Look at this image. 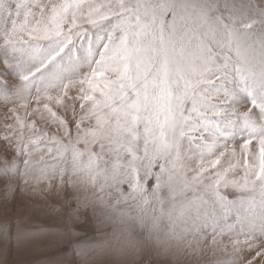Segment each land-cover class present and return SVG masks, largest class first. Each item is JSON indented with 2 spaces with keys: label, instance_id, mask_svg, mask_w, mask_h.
<instances>
[{
  "label": "snow or ice",
  "instance_id": "snow-or-ice-1",
  "mask_svg": "<svg viewBox=\"0 0 264 264\" xmlns=\"http://www.w3.org/2000/svg\"><path fill=\"white\" fill-rule=\"evenodd\" d=\"M0 56L62 133L21 131L26 184L166 219L173 264H264V0H0Z\"/></svg>",
  "mask_w": 264,
  "mask_h": 264
},
{
  "label": "rangeland",
  "instance_id": "rangeland-1",
  "mask_svg": "<svg viewBox=\"0 0 264 264\" xmlns=\"http://www.w3.org/2000/svg\"><path fill=\"white\" fill-rule=\"evenodd\" d=\"M0 81V264H97L98 237L105 222L95 211L72 215L73 194L64 183L70 170H53L39 184L35 180L26 184V177L20 174L23 165L17 142L21 131L27 140L31 132L27 124L34 123L42 131L62 135L57 132L58 125L48 119L47 113L44 118L39 113L29 116L19 107L22 102H6L2 95L5 86L11 89L18 81L11 75L0 76ZM77 92L78 88L70 89L69 95ZM36 107L32 100L28 112ZM39 107L42 111V103ZM50 107L65 120H73L71 110L65 112L55 104ZM76 109L79 111L78 104ZM74 127L73 122L70 128L74 131ZM57 208L59 212L54 211ZM253 256L254 252L249 259ZM139 264H173V258L144 250Z\"/></svg>",
  "mask_w": 264,
  "mask_h": 264
},
{
  "label": "clouds",
  "instance_id": "clouds-1",
  "mask_svg": "<svg viewBox=\"0 0 264 264\" xmlns=\"http://www.w3.org/2000/svg\"><path fill=\"white\" fill-rule=\"evenodd\" d=\"M69 187L75 204L71 209L74 217L84 211H95L105 222L98 237L97 264H139L146 247L168 256L170 241L166 219L154 224L151 212L134 206L114 210L111 205L101 203L86 179L76 180Z\"/></svg>",
  "mask_w": 264,
  "mask_h": 264
}]
</instances>
